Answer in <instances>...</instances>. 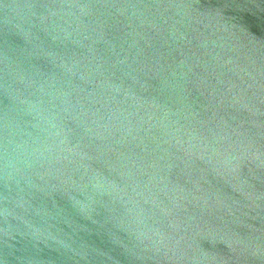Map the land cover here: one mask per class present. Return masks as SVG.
I'll return each mask as SVG.
<instances>
[{
	"label": "water",
	"instance_id": "water-1",
	"mask_svg": "<svg viewBox=\"0 0 264 264\" xmlns=\"http://www.w3.org/2000/svg\"><path fill=\"white\" fill-rule=\"evenodd\" d=\"M0 264H264V0H0Z\"/></svg>",
	"mask_w": 264,
	"mask_h": 264
}]
</instances>
